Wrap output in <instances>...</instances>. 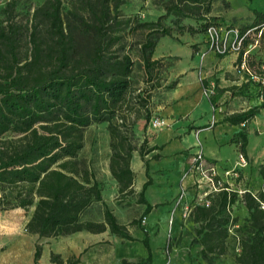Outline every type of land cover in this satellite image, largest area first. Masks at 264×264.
<instances>
[{
	"label": "trees",
	"instance_id": "trees-1",
	"mask_svg": "<svg viewBox=\"0 0 264 264\" xmlns=\"http://www.w3.org/2000/svg\"><path fill=\"white\" fill-rule=\"evenodd\" d=\"M16 0H7L0 19V192L8 207L25 210L33 207L26 229L40 237H55L80 230L101 232L132 239L127 226L120 224L102 198V186L87 161L79 157L85 129L92 123L106 122L111 154L109 170L118 183V194L134 193L131 168L132 129L145 110L144 128L151 117L150 93L159 87L167 73L166 59H151L157 38L172 35L171 26L162 21L173 16L180 34L205 33L211 24L230 25L241 31L253 29L264 36V10L252 9L253 19L245 25L222 20L214 13L215 0H159L164 13L156 21H138L120 11L124 0H43L25 21L14 18ZM196 21L200 28L186 24ZM144 32L140 41L145 89L133 87L135 72L132 42L128 36ZM152 33H158L153 41ZM143 34V33H142ZM83 40L88 41L84 46ZM247 64L260 72L264 61L255 51ZM252 82L258 87L259 83ZM175 85H167L168 89ZM260 99L263 102L264 100ZM256 108L229 115L231 124L249 121ZM244 135L242 136V140ZM139 147L143 159L158 146ZM243 144L241 143V148ZM159 158V154L152 156ZM145 165L147 161H144ZM147 170V166H146ZM139 191L143 215L153 205L144 197L151 177ZM8 193V194H7ZM258 198V199H257ZM246 191L221 189L210 196L208 206L195 204L189 213L198 223L195 231L203 254L226 252L230 217L234 203L246 208L245 233L237 241V264H264V209L259 200ZM1 203V202H0ZM95 203L103 204L102 220L85 219ZM148 256L136 264H151ZM37 247L35 259L39 256Z\"/></svg>",
	"mask_w": 264,
	"mask_h": 264
},
{
	"label": "crops",
	"instance_id": "crops-1",
	"mask_svg": "<svg viewBox=\"0 0 264 264\" xmlns=\"http://www.w3.org/2000/svg\"><path fill=\"white\" fill-rule=\"evenodd\" d=\"M229 2L234 7V0ZM252 9L254 7L248 11L251 21ZM192 22L185 20L186 24L193 25ZM202 40L204 35L198 32L157 38L151 59L164 58L168 61L169 68L164 80H173L175 85L162 92L161 104L155 108V115L164 124L153 131L148 147L158 146L159 149L151 151L149 157V154L144 156V161L150 162V158L154 161L155 170L158 163L163 171L174 163L175 174L183 177V186L188 189L184 201L191 202L196 196L194 181L197 176L188 172V165L191 155L198 148L202 150L206 162L215 165L219 177H227L223 175L227 169L239 171L240 178L230 180L234 183L231 189L236 191L242 178L246 180L243 186L249 182V177L261 183L256 164L264 158V106L261 99L255 95L251 97V94H255V90H252L254 84L249 82L245 72L236 69V55L205 53L206 46L200 44ZM260 58L264 61V56ZM206 90L211 93L210 96L205 94ZM250 108H256V112L249 121L231 124L225 120L229 115L244 113ZM203 132L205 135L201 139ZM238 150L247 159L244 167L238 163ZM155 154H159L158 159L152 158ZM131 162L139 169L141 160L138 156L133 155ZM139 171L143 176L140 180L144 183L146 170ZM96 179L102 186L103 201L118 220L117 211L112 206L113 198L118 194L117 181L114 177ZM262 185H258L257 189L246 188L258 191ZM133 189L134 192L138 191L135 183ZM245 209L244 206L240 209V215L244 216ZM32 210L26 216L20 215V212L27 211L20 207L3 208L0 203V264H136L148 256V249L143 243L145 233L143 236L134 234L125 220L118 222L127 226L131 240L112 234L108 227L101 232L80 230L67 235L40 237L26 229ZM98 220L101 221L102 216ZM156 220L158 235L152 239V234L146 233L151 264H160V254L153 249L152 243L160 238L155 244L158 246L166 229L163 212L157 215ZM37 247L40 253L35 259Z\"/></svg>",
	"mask_w": 264,
	"mask_h": 264
},
{
	"label": "rangeland",
	"instance_id": "rangeland-1",
	"mask_svg": "<svg viewBox=\"0 0 264 264\" xmlns=\"http://www.w3.org/2000/svg\"><path fill=\"white\" fill-rule=\"evenodd\" d=\"M7 0H0V19L4 18L2 9L5 7ZM43 0H16L14 5V18L16 20L25 21L31 15L34 7L40 5ZM159 0H124V3L120 6V11L125 16H136L138 21H156L158 17L164 13L162 6L158 3ZM234 7H231L229 0H215V11L217 15L221 17L222 20L227 22L235 23L236 25H245L250 23L248 19V14L250 8H260L264 10V0H234ZM249 11V12H248ZM193 27L200 28L196 21H193ZM164 26L173 27V34L179 35V26H177L173 16H170L162 21ZM198 31L201 35H204V41L202 40L200 44L206 46L205 33ZM143 33V34H142ZM193 34V32H189ZM158 33H152L151 39L155 41L158 37ZM183 37V36H182ZM144 39V32L136 30L133 34L128 36V40L132 42V57L135 64V72L133 77L135 89H145L148 85L145 83V75L142 69V58L140 55V41ZM88 41L83 40L84 46H88ZM196 47V45H195ZM255 51L256 56H264V36L261 37L259 48ZM231 54V53H228ZM226 54V55H228ZM164 73L162 76H164ZM173 80L167 81L165 79L161 82L159 87L154 88L150 93L149 108L147 109L151 113L149 122L144 128V115L145 110L141 109V117L133 125L132 129V142L136 147L133 151V155L139 157L140 167L137 169L135 164L131 162V168L134 174V183L136 184L137 192L131 194H116L113 198L112 206L117 211L119 216L118 220L127 221L129 228L134 234H140L143 236L144 233H151L152 239L158 235V222L156 220L157 215L163 212V220L165 221V233L164 238L157 246V242L160 238L153 241V249L158 251L160 254V264H237L235 262V255L239 252L237 248V241L245 233V224L248 212L244 216L240 215L239 211L243 208L242 203L236 202L233 205L231 218L237 217V221L233 225H229V236L226 241V252L222 255H210L202 253V246L198 242V237L195 235V231L198 228V223L194 222L189 215H185L184 206L191 203L190 201H184L186 192L188 189L183 186V177H178L174 172V163L170 164L165 171L162 170L160 163H158V168L155 170L153 168L154 161L150 158V162H146L147 170L145 168V158L139 156V147L142 145L143 141H146L143 145L148 147L150 137L153 131L158 129L159 125H154L155 120H161L157 115H155V108L158 104H161L162 92H165L167 85L172 83ZM159 88V89H158ZM252 90H255L256 98L260 99V94L258 87L253 85ZM253 93V91H250ZM254 96V97H255ZM214 123L213 125H215ZM106 122L103 123H92L85 129V140L83 148L79 152V157L84 158L95 177L99 179H105L106 177H113L109 170V157L111 154V149L109 146V135L106 129ZM205 132L201 134V139H203ZM11 137L10 134H5L0 137V139H5ZM264 140V136H263ZM147 155V157H149ZM132 161V159H131ZM156 167V164H154ZM256 169H258L261 177V183L264 184V158L260 163L256 164ZM144 171L151 177V185H149L145 192L144 197L153 205L151 213L143 215V210L145 205L139 203V191L143 182L140 180L143 176L141 172ZM145 172V173H146ZM185 172V170L183 171ZM144 177L146 178V174ZM243 182L246 180L241 179L239 189L250 187L251 189H257L258 185L254 178L249 177V182L243 186ZM232 185L234 183L232 182ZM184 192V196L179 202V197ZM148 193V196H147ZM8 194V193H7ZM0 192V202L3 208H9L6 197L2 198ZM240 207V208H239ZM33 209V207H31ZM27 212H20V215H28L30 209ZM103 204L95 203L91 206L88 213L85 214V219L98 220L102 216ZM151 217V218H150ZM150 219V220H149ZM145 220V221H144ZM144 221V222H143ZM121 237V236H119ZM122 238V237H121Z\"/></svg>",
	"mask_w": 264,
	"mask_h": 264
},
{
	"label": "built area",
	"instance_id": "built-area-1",
	"mask_svg": "<svg viewBox=\"0 0 264 264\" xmlns=\"http://www.w3.org/2000/svg\"><path fill=\"white\" fill-rule=\"evenodd\" d=\"M253 29H247L241 31L238 27L230 25H215L211 24L205 31L206 51L212 52L216 55H226L231 53L236 55L237 62L235 67L238 71H243L248 75L249 81L259 83L260 95L264 100V64L260 67V72L256 73L249 68L247 64L248 55L259 48V44L262 37V31H258L255 36H252ZM204 55V53H203ZM201 79L204 78L202 75ZM207 96H210L209 91H205ZM164 121L155 120L154 125H163ZM244 125V123H242ZM238 163L241 167L247 165V159L241 150L237 152ZM188 172L194 173L195 177L194 186L196 188V196L190 204L184 206L185 215H189L191 208L197 204H204L208 206L210 203V196L218 192L221 189L231 190L232 182L231 179L237 180L240 177L237 169H227L223 171V175L227 177H219V172L215 165H211L206 162L204 154L200 148H198L190 158L188 165ZM249 191L257 198L258 194L264 196V184L260 190H250L247 188L237 190L238 194L241 195L244 192ZM184 196L182 191L179 202H181ZM258 199V198H257ZM260 207L264 209V200H259ZM145 221V220H144ZM143 221V222H144Z\"/></svg>",
	"mask_w": 264,
	"mask_h": 264
}]
</instances>
